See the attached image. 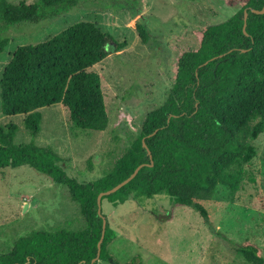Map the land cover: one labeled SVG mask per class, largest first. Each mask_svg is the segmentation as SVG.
I'll use <instances>...</instances> for the list:
<instances>
[{
	"label": "trees",
	"instance_id": "16d2710c",
	"mask_svg": "<svg viewBox=\"0 0 264 264\" xmlns=\"http://www.w3.org/2000/svg\"><path fill=\"white\" fill-rule=\"evenodd\" d=\"M79 1L0 0V53L12 26L58 16ZM263 6L264 0H243L227 19L199 30L197 45L176 61L166 99L146 113L138 135L97 180L78 181L59 164L55 151L33 143L15 144L16 125L0 127V169L28 165L66 186L85 221L76 230L39 229L17 237L9 250L0 252V264H90L101 235L98 193L125 179L141 163L145 165L128 183L101 202L105 199L115 206L164 193L174 210H194L206 217L204 204L215 199L218 186L236 191L244 166L257 154L253 141L264 130V12L250 11ZM245 9L247 34L242 30ZM136 30L142 41L149 38L143 21L136 23ZM110 40L94 22L77 21L43 41L17 46L0 76L2 115L23 114L24 126L34 136L41 120L38 109L60 103L73 128L104 130L109 117L100 76L90 67L110 49L120 50L122 44L112 41L113 46ZM115 237L106 221L98 260L112 259L109 246ZM237 251L249 264H264L253 242H242Z\"/></svg>",
	"mask_w": 264,
	"mask_h": 264
},
{
	"label": "rangeland",
	"instance_id": "374dc122",
	"mask_svg": "<svg viewBox=\"0 0 264 264\" xmlns=\"http://www.w3.org/2000/svg\"><path fill=\"white\" fill-rule=\"evenodd\" d=\"M242 1L80 0L58 16L12 26L0 53V76L17 46L43 41L77 21L94 22L111 36L109 44L122 47L110 49L90 67L100 76L109 117L104 130L73 128L60 103L38 109L41 120L34 136L26 130L23 114L3 116L0 111V127L16 125L15 144L55 151L66 173L80 182L103 177L138 135L146 113L166 99L180 54L197 45L202 27L227 19ZM141 21L149 33L145 42L136 30ZM253 142L257 154L244 166L240 187L232 192L218 186L215 199L204 204L206 217L174 210L164 193L115 206L102 200V213L116 237L109 246L112 259L99 264H249L237 251L244 241L257 244L264 257V130ZM84 226L66 186L28 165L0 169V252L32 230Z\"/></svg>",
	"mask_w": 264,
	"mask_h": 264
},
{
	"label": "water",
	"instance_id": "95a60500",
	"mask_svg": "<svg viewBox=\"0 0 264 264\" xmlns=\"http://www.w3.org/2000/svg\"><path fill=\"white\" fill-rule=\"evenodd\" d=\"M250 11L253 12V13H263L264 12V6L261 9L250 8ZM247 16H248V11L245 9V10H243V21H244V23H243V26H242V30H243L244 34H247L246 31H245V25H246ZM221 55H219V56H221ZM213 58H215V57H212L210 59H213ZM208 61L209 60L204 61L202 64H200V66L201 65H205ZM156 131H157V129H155L153 132H151L148 136L153 135ZM141 141H142V146L146 150V154L149 157H151L150 150L147 148L146 143L144 141V138H142ZM143 165H145V164L141 163V164L137 165L134 168V170L125 179H123L122 181H120L119 183H117L116 185L111 187L110 189H107V190H104V191H101V192L98 193V195H97V212L101 216V219H102L101 235H100V238H99V240L97 242V254H96V256L94 258L91 259L90 264H92L93 262L98 261V256H99V252H100V246H101V242H102V239H103V236H104V231H105L106 219H105V216L102 215V213H101V199H102V197L105 196V195H108V194H111V193L115 192L116 190L121 188L123 185L128 183L137 174L138 170ZM26 207H27V203H25L23 205L22 210H25ZM83 264H86V263L83 262Z\"/></svg>",
	"mask_w": 264,
	"mask_h": 264
}]
</instances>
